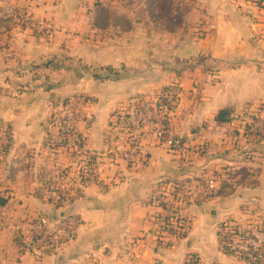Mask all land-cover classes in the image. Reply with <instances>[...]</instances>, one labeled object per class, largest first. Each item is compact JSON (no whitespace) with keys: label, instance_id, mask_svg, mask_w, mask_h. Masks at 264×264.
I'll return each instance as SVG.
<instances>
[{"label":"crops","instance_id":"obj_1","mask_svg":"<svg viewBox=\"0 0 264 264\" xmlns=\"http://www.w3.org/2000/svg\"><path fill=\"white\" fill-rule=\"evenodd\" d=\"M81 2L91 7L94 0H25L26 14L49 24V38L15 29L16 39L0 48V131L6 129L8 138L0 154V264H189L191 258L196 264H248L223 253L216 225L229 222L249 229L256 223L243 209H264V153L254 162L260 169L254 187L225 197L196 198L182 212L188 219L187 233L161 238L156 228L166 214L159 202L171 190L162 182L175 187L189 171L177 169V152L160 141L156 130L143 131L145 164L138 159L127 165L108 151L114 113L161 86L160 64L148 62L144 74L146 60L130 52L132 31H116L114 40L104 42L79 38L82 42L77 43V36L74 40L76 54L88 48L89 63L112 72L90 76L91 99L84 102L82 120L75 125L84 154L95 158L97 181L82 187L66 208L53 205L48 185L72 165L57 143L60 94L69 87L60 92V37L70 41L72 35L88 31L90 12L81 9ZM194 2L185 22L188 30L203 34L186 42L182 53L205 55L221 68L215 76H205L209 79L182 73V92L168 129L169 137L178 135L185 146L218 141L231 130L232 122L214 123L219 110L229 108L235 114L264 105V7L252 0ZM118 68L135 73L121 75ZM201 81L199 102L193 101L195 89L189 83ZM67 215L78 220L73 242L41 255L26 246L29 223L40 220L53 226ZM260 230L264 240V227ZM262 255L264 260V250Z\"/></svg>","mask_w":264,"mask_h":264},{"label":"rangeland","instance_id":"obj_2","mask_svg":"<svg viewBox=\"0 0 264 264\" xmlns=\"http://www.w3.org/2000/svg\"><path fill=\"white\" fill-rule=\"evenodd\" d=\"M163 1L166 4L168 2V0ZM172 1L176 5L179 2L184 4L188 3L187 0ZM194 1L189 0L191 7L195 3ZM24 2L25 0H0V48H5L7 44L12 43L11 40L13 39L14 41L16 39L14 31L22 28L30 30L29 32L31 34L42 39L49 38L51 29L47 21L43 20L42 22L41 20L28 16L25 12L26 4ZM157 2L158 0H94L91 7H88V2L84 7L82 6L83 2H81V9L85 10L89 8L87 12H90L87 22L85 21V24L88 26V31L82 34L77 33L72 35L73 39H70V41H68V38L62 39L60 37V92L64 86H69L60 94V108L62 103L69 98L79 99L80 107L78 111H80L81 115L80 120H82L84 102H88L91 99L90 76L94 74L105 75V73H111L112 70L104 71L106 68H97L91 65L88 61V54L90 52L88 48H83L79 52V55H82L79 58V55L76 54L77 50H75L74 40L76 36V39L79 41L77 43H80V39L82 41L93 40L100 42L107 41L108 38L114 40L118 34L111 23L110 14L116 16L124 15L128 17L132 25L129 31L133 32L131 33V37L129 36V50L134 58L144 57L146 60L144 74L150 68L148 62L152 63L154 61L156 64H160L159 74L161 77V86L154 90L151 89L150 92H146L144 94L146 96L143 95L142 97L139 96L132 99L127 103L128 105L123 106L114 113L113 132H110V135L107 136L111 142L108 151L118 159L124 161L127 165L135 163L138 159L141 164H145L146 162L147 153L140 144L143 138V131H158L170 125V113L178 105V99L180 100V94L182 92V88L179 86L182 84V73L195 72L202 77L207 75L213 77L221 68L216 61H210L205 55L197 54L191 57L183 55L181 47L186 42H190L192 38H199L203 32L194 31L192 28L188 30L187 23L185 22L188 13L184 17L177 19L172 12L174 6L170 10L168 8L169 11L164 12L162 9L159 10L158 7L155 8V3ZM97 3L107 9L104 11L105 15L108 16L107 21L96 22L95 17L98 12H96L95 4ZM252 3L257 7H264V0H252ZM189 15L191 19L189 23H193L196 18L192 13ZM105 26L107 28L104 29ZM138 26L139 31H136L135 29ZM141 38H143V42L140 41ZM138 40L139 42L137 44ZM227 64L230 65L232 63ZM116 70L120 71L121 75H132L135 73L131 68H128V70L118 68ZM80 77H82L81 81L78 79ZM189 84L192 90L195 89L193 93L195 99L193 101L199 102L200 85L203 82H192V84ZM78 85H80L79 88H76ZM162 89H166V91L163 93ZM168 94H172L171 97ZM160 95L166 97L164 100L169 104V108L156 107L157 103H161L159 99ZM169 98L171 102L168 101ZM262 106L235 112L229 128L231 130H227L225 136L218 139V141L213 142V140H210L209 142H202L194 146H185L182 142V146L179 148H172L173 151L177 152V155H175L177 157L175 158L176 165H178L177 169L180 171L187 170L190 174L179 185H176L175 188L173 186L174 190H168L166 192V198L162 196L167 201H163V199L159 203L163 206V215H166L159 221L156 228L158 237H169L168 235H170L180 238L187 233L189 228L188 219L186 217L187 215L182 212L188 205L194 203L196 198L212 195L220 189L223 197H225L241 188H249L246 186V182L254 179L251 175L252 170L256 167V163L254 162L258 163L260 159L259 154L264 153V144L260 145L256 143V147L258 148L254 147L258 137L253 136L255 132L264 134V112ZM58 115L60 116L58 119L55 118V121L59 124L60 120L61 128L62 117H64L61 109ZM205 125L208 124L205 123ZM245 135L246 137L250 136V138L244 137ZM171 137L175 141L178 140L176 144L183 139L179 138L178 135H172ZM61 138L60 130V150H64L70 155L72 165L69 169L60 171L58 175L60 178L55 177L56 179L50 181V191H52V186L54 187L57 184V180L60 181V187L64 184H71V181L75 178V169H77V165L82 161L87 166L95 169V165L87 164L90 155L84 154L82 150V138L80 136L79 141L71 142L68 148L63 147ZM79 143H81V146H79ZM253 149L258 150L252 151ZM124 154H130V158H124ZM162 186H168L169 188V184L165 182H162ZM168 188L166 187V189ZM78 191L80 189H77L72 196L70 195L68 205L75 199ZM184 194H189V196H185ZM176 198L180 202H176ZM243 211H246L245 215L248 218L251 217L256 222L255 224H250L253 227L249 229L247 227L240 228L229 222H224L216 225L217 234L220 231L224 233L227 228H235L238 231H245L244 233H250V231L260 233V229L264 227V216H262L264 213L263 206H248ZM169 212L171 215H169ZM256 214L257 216L254 219L253 216ZM171 216H174L173 222L169 221ZM218 239L221 249L222 247L224 248L219 236ZM263 250L259 249L261 252ZM189 264H196V262L191 258Z\"/></svg>","mask_w":264,"mask_h":264},{"label":"built area","instance_id":"obj_3","mask_svg":"<svg viewBox=\"0 0 264 264\" xmlns=\"http://www.w3.org/2000/svg\"><path fill=\"white\" fill-rule=\"evenodd\" d=\"M32 27H34V25H32ZM168 95L171 97L172 94ZM168 101L171 102L170 98ZM79 107V99L69 98L62 103L61 108H59V111L61 109L64 113L61 128L60 120L58 124L59 133L61 130V141L63 142L64 148H68L73 141H79V136L75 131V125L80 121L81 117L80 111H78ZM57 143L60 146V134ZM7 144V131L4 129L0 131V154H2L7 147ZM123 157L129 159L130 154H124ZM58 178H60V176ZM95 181H97L95 169L87 166L85 162L82 161L77 165V169H75V178L71 181V184H64L60 187V181L57 180V184L54 187L52 186L53 205L58 208H64L68 205V198L70 195L72 196L77 189H81L88 183H93ZM169 187H171V190H174L171 183H169ZM184 195L189 196V194ZM163 196L166 198V195ZM163 201L167 200L164 199ZM178 201L180 202V200L176 198V202ZM169 215H171L170 212ZM173 217L174 216L170 217V222L174 221ZM77 226V217L73 215L63 217L53 226L45 225L42 221L36 220L25 227L26 246L36 255L50 253L64 244L73 242ZM220 239L224 248L236 252H254L259 249H264V240L260 239V233L257 231L242 233V231L227 228L224 233L220 231ZM261 264H264V262H261Z\"/></svg>","mask_w":264,"mask_h":264},{"label":"trees","instance_id":"obj_4","mask_svg":"<svg viewBox=\"0 0 264 264\" xmlns=\"http://www.w3.org/2000/svg\"><path fill=\"white\" fill-rule=\"evenodd\" d=\"M187 1H188L187 4L179 2L176 5V4H174V2L172 0H168L167 4L163 0H158V2L155 3V8L158 7L159 10L162 9L165 12V11H169L170 8L174 6V8L172 9L174 17H176L177 19H180V18L184 17L192 8L191 5H190L189 0H187ZM95 5H96L95 6L96 7V12H98V13H96V17H95L96 18V22L99 23V22L107 21L108 20V16L105 15V12H104L107 9L105 7H103L102 5L98 4V3L95 4ZM168 8H169V10H168ZM110 16H111V23L113 24L114 29L116 31L129 32L131 30L132 25H131V22L128 19V17H126L124 15L116 16L114 14H112V15L110 14ZM106 23H108V22H106ZM105 28H107V26H105L104 29ZM105 70L111 71V69H108V68H106ZM162 91L164 93V91H166V89H162ZM164 98H166V97H163V95H160L159 99L161 100V103L159 102V103L156 104L157 108H169L170 107L169 104L165 102ZM262 107H263L262 110L264 112V105ZM233 118H234L233 111L231 109H229V108H224V109L219 110L215 114V116L213 118V121L217 125H225V124L231 123L233 121ZM157 134H158V137L160 138V141H162V142H166L167 141L168 144H169V147L171 149L172 148H179L180 146H182L181 145L182 141H179V143L176 144V141H178V140L175 141V139L173 137L172 138L169 137V129H168V127H166V128L164 127L163 129L158 130ZM253 136H257L258 137V139L255 141V145L264 144V134H260V133L255 132L253 134ZM244 137H246V135ZM248 138H250V136ZM252 140H255V139H252ZM79 146H81V143H79ZM87 164L88 165H95V158L93 156H90L88 158ZM259 174H260V169L259 168H255L254 170H252L251 175H252V177L254 179L251 180V181H247L246 182V186L252 187L253 185H255L256 184L255 177L258 176ZM175 185H179V184H175ZM47 191H50V185H48ZM213 196H215V197H223L221 189L218 190V191H215V193L212 194V195H208V196L203 197V200H209ZM244 232H242V233H244ZM218 236L220 237V233L218 234ZM222 249H223L222 250L223 253H225V254H227L229 256L235 257L237 259H240L242 261H245L248 264H261V262H263V255H262V252L259 251V250L258 251H254V252H251V251H249V252H236L234 250H228V249L223 248V247H222Z\"/></svg>","mask_w":264,"mask_h":264}]
</instances>
